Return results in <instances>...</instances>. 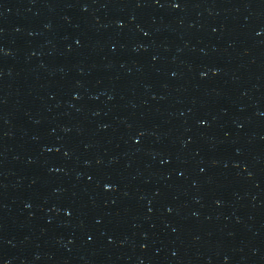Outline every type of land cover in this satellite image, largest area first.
<instances>
[{
  "label": "water",
  "instance_id": "water-1",
  "mask_svg": "<svg viewBox=\"0 0 264 264\" xmlns=\"http://www.w3.org/2000/svg\"><path fill=\"white\" fill-rule=\"evenodd\" d=\"M0 264H264V0H0Z\"/></svg>",
  "mask_w": 264,
  "mask_h": 264
}]
</instances>
